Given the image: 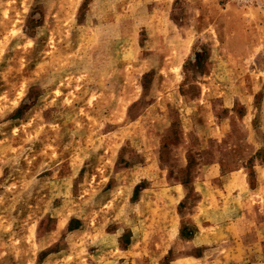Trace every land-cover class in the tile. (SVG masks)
Returning <instances> with one entry per match:
<instances>
[{"label":"rangeland","instance_id":"rangeland-1","mask_svg":"<svg viewBox=\"0 0 264 264\" xmlns=\"http://www.w3.org/2000/svg\"><path fill=\"white\" fill-rule=\"evenodd\" d=\"M0 264H264V0H0Z\"/></svg>","mask_w":264,"mask_h":264}]
</instances>
